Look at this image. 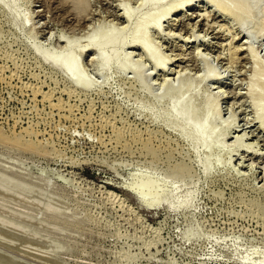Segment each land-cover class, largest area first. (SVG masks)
I'll return each instance as SVG.
<instances>
[{
	"label": "rangeland",
	"instance_id": "obj_1",
	"mask_svg": "<svg viewBox=\"0 0 264 264\" xmlns=\"http://www.w3.org/2000/svg\"><path fill=\"white\" fill-rule=\"evenodd\" d=\"M8 1L0 264H264V0Z\"/></svg>",
	"mask_w": 264,
	"mask_h": 264
},
{
	"label": "bare ground",
	"instance_id": "obj_2",
	"mask_svg": "<svg viewBox=\"0 0 264 264\" xmlns=\"http://www.w3.org/2000/svg\"><path fill=\"white\" fill-rule=\"evenodd\" d=\"M145 1L156 3V2L161 1V0H145ZM8 2H7L8 6L9 5L11 6L15 2V0H9ZM252 10H253V6L250 9V11H252ZM124 15L128 18L129 13H125ZM139 22H140L139 24L141 25L143 23V20H141V21L139 20ZM139 38H140L139 34L137 33V31H135V32L132 33L131 38L129 37L130 41L129 40H127V41H125V40H113L111 38V36H110V33L108 31H104L102 33V36H101L100 40H98L96 42L92 40L93 42L90 41L91 43L89 42L90 43L89 45H90V47L98 50V52L100 54V57L102 58V59L100 58L101 59L100 63H101V65H103L106 68V67L111 66L113 64V62H115L114 60H110V59H107L105 57L104 51H105L106 48L109 47V44H111V47L124 46V45H128V44L131 45V44H135L138 40L140 41ZM142 44H143L142 45V50L144 52H147L148 51V48L146 47L147 44L146 43L145 44L142 43ZM70 47H68V49L66 51H68ZM69 52L70 51H68L67 53H65V54H63L61 56H57V57H50L49 55H44L42 53V57H44L47 61L49 60L54 65L62 68L67 73V75L71 78V80L73 82L81 83L83 85H86L87 83L84 81L85 79L84 80L82 79L83 77L80 74V72H78L79 70H77V67H76L74 61L71 59V56H70ZM117 61H118V63H117L118 69H120L121 71H127V69H128L127 67L128 66H126V64L120 59L117 60ZM163 66L164 65L162 63H157L156 64V67H157V69H159V71L164 69L165 66L164 67ZM208 114H209L208 112H204V113H201L200 115H197V117L200 120H202L203 122H206L207 119H208V116H209ZM172 116H173V118L171 120H169V123L172 124V125H175V124H178V123H183L186 126V129H187V131L185 133H188L189 135H191V134L193 135L194 133H192V132L193 131L195 132V134L193 136H190V137H193L194 140H195V138H198V137H200L202 139H207L208 137L211 136V132L210 131H200V130H198L196 128L194 129V127L191 126V124L189 123L190 116L188 114L178 115L177 113H173ZM194 136H196V137L194 138ZM207 142H209V141H207ZM152 165H153V162H152L151 166ZM172 171H174L172 168L166 169V172H172ZM191 174L192 173L190 171L182 173V175H184V176L185 175L190 176ZM130 191H132L133 193L137 194L138 196H143L141 191H140V189L130 190ZM146 191H148V190H146Z\"/></svg>",
	"mask_w": 264,
	"mask_h": 264
}]
</instances>
